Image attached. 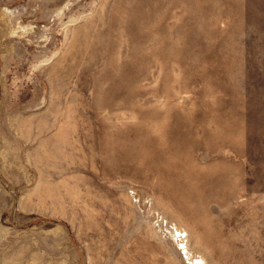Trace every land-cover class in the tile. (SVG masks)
Segmentation results:
<instances>
[{"label": "rangeland", "instance_id": "obj_1", "mask_svg": "<svg viewBox=\"0 0 264 264\" xmlns=\"http://www.w3.org/2000/svg\"><path fill=\"white\" fill-rule=\"evenodd\" d=\"M0 264H264V0H0Z\"/></svg>", "mask_w": 264, "mask_h": 264}]
</instances>
